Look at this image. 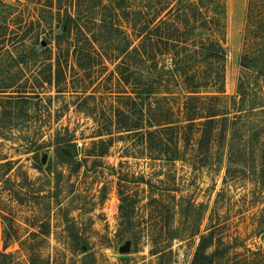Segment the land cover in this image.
<instances>
[{
  "label": "rangeland",
  "instance_id": "374dc122",
  "mask_svg": "<svg viewBox=\"0 0 264 264\" xmlns=\"http://www.w3.org/2000/svg\"><path fill=\"white\" fill-rule=\"evenodd\" d=\"M55 1L0 0L11 6L0 7V25L5 23L9 30L0 40V86L11 85V92L27 88L40 93L24 107L27 115L20 105L0 101V264H191L200 235L177 238L183 228L190 230L196 224V219L179 224L176 204L181 197L203 205L199 231L201 235L209 229L215 232L213 246L206 252L216 253L214 264L243 260L260 264L264 258V75L254 78L253 70L239 66V58H257L264 71V0H221L224 91L235 94L241 80L251 87L259 133L254 175L241 174L228 185L223 170L213 173L188 159L153 161L139 133L116 129L124 115L131 118L127 126L142 127L145 112L138 100L132 106V88L114 73L109 51L100 48L97 24L102 17L109 22L116 13L127 30L125 16L142 11L144 0H72L59 13ZM84 10H89L87 19L80 27L73 26L59 47L61 21ZM38 36L41 46L35 42ZM31 47L35 54L28 51ZM46 47L51 50L49 57L38 53ZM79 47L85 50L77 60L74 49ZM23 51V63L13 64ZM105 129L113 135L97 137ZM64 130L76 144L80 163L58 165L55 175L46 168L53 161V147L40 152L39 163L26 149L32 143L51 142ZM67 227L86 241L84 253L74 250ZM251 252L262 255L254 258Z\"/></svg>",
  "mask_w": 264,
  "mask_h": 264
},
{
  "label": "trees",
  "instance_id": "16d2710c",
  "mask_svg": "<svg viewBox=\"0 0 264 264\" xmlns=\"http://www.w3.org/2000/svg\"><path fill=\"white\" fill-rule=\"evenodd\" d=\"M55 3L59 13L71 6L72 0H56ZM0 7L11 9L3 2H0ZM118 7L117 4L115 9ZM88 11L76 12L74 19L66 15L61 21V34L56 38L59 47L60 41L69 38L73 26L80 27L82 20L87 19ZM125 18L129 25L125 31L119 24L121 16L116 13L108 17L109 22L102 17L97 24L100 48L109 51L111 57L108 60L115 63L114 73L132 88L134 96L129 97L132 106L135 108L138 100V105L145 112L142 114V127L127 126L131 118L123 114L124 118L116 128L121 130L119 133H139L145 150L149 151L148 157L153 161L174 163L188 159L201 163V167L213 173L223 170L227 185L241 174L254 175L255 147L259 141L257 104L251 87L247 88L242 80L235 94L227 95L224 91L226 48L223 2L144 0L142 11L130 12ZM7 31L5 23L0 25V40ZM26 35L25 32L23 36ZM38 38L35 42L41 46ZM45 42L50 45L48 40ZM103 44H109V47L102 48ZM84 50L80 47L74 49L77 60L83 58ZM2 51L0 45V53ZM28 51L36 53L33 47ZM24 52L13 64L23 63ZM38 53L49 57L51 50L41 48ZM65 56L68 57V54ZM255 59L241 56L239 66L244 70H253L254 78H257L264 75V71L260 67L262 64ZM55 66L54 77L58 82L61 73L59 55L55 56ZM43 79L46 80L41 81L40 90L48 81L47 77ZM11 89V85L1 84L0 101L20 105L27 115L24 107L34 98L39 99L40 93L29 92L27 88L19 92H11ZM0 103L1 107L3 102ZM109 131L101 130L97 137L113 135ZM68 135V130H64V134L57 132L53 141L32 143L26 153L31 154L32 161L39 163L40 152L53 147V161H49L46 168L56 175L58 165L80 163L76 144ZM176 207L181 227L190 219H196L190 230L187 226L177 234L178 239L200 235L191 264H214L216 253L206 252L213 246L215 232L209 229L207 234L201 235L199 231L203 205L181 197ZM67 230L74 250L84 253L82 247H87L86 241L74 234L70 227ZM251 255L256 258L262 253L251 252ZM239 264L246 262L243 260ZM260 264H264V258Z\"/></svg>",
  "mask_w": 264,
  "mask_h": 264
},
{
  "label": "water",
  "instance_id": "95a60500",
  "mask_svg": "<svg viewBox=\"0 0 264 264\" xmlns=\"http://www.w3.org/2000/svg\"><path fill=\"white\" fill-rule=\"evenodd\" d=\"M45 45V43L44 42H42V46H44ZM45 159V157H43V160Z\"/></svg>",
  "mask_w": 264,
  "mask_h": 264
}]
</instances>
